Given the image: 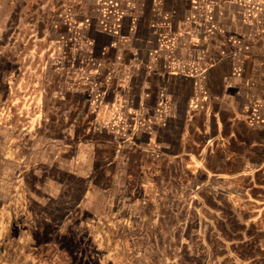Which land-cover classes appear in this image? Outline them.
<instances>
[{"label":"rangeland","instance_id":"1","mask_svg":"<svg viewBox=\"0 0 264 264\" xmlns=\"http://www.w3.org/2000/svg\"><path fill=\"white\" fill-rule=\"evenodd\" d=\"M154 1H141L144 12L136 7L141 4L133 0H116L113 9L105 0H0V264H43L45 260L41 256L48 251L44 242L56 240L61 231L76 238L83 235L82 220L75 216V210L67 214L69 220L73 219L67 223L70 226L51 225L42 212L51 203L50 193L58 191L55 189L58 182H76L83 202L89 196L93 198L89 195L93 181L94 185L105 184L101 178L103 167L94 172L95 177L89 182L87 177L65 174L63 166H72L82 159L86 162L80 164L89 165L93 159L104 164L110 158L116 159L118 152L114 148L120 152L121 146L117 148L113 143L125 139H121L115 126L120 107L113 106L112 95L124 91L120 74L131 61L135 65L132 74L143 77L145 82L156 75L153 61L157 51L151 50L156 36L154 28L162 33L161 26L175 27L178 37L205 48L208 41L215 47L219 39L198 37L199 32L192 28L199 26L207 30L222 26V22L217 25V19H213L219 15L224 16L226 27L264 26V0H177L176 4L173 0H162L164 4L159 9L153 6ZM153 9L163 12L164 18L156 13L150 19ZM148 32L154 35H149L146 41ZM164 41H161L163 46ZM194 48L200 46H191L193 52ZM169 53L164 51L165 59ZM142 60L146 66L135 72ZM122 81L129 85L128 80ZM140 81L134 82L135 87ZM116 96L118 102H123L124 96ZM46 140L53 141L52 145L48 147ZM92 142L96 143L95 152L90 146ZM49 185L53 188L50 193ZM97 198L107 206L112 202L110 198L105 200L104 194ZM117 199L120 198L116 196L114 203ZM128 201L134 203L135 199ZM111 212H106L105 219L122 220L124 215ZM145 214L148 225L130 227V234H144L141 237L144 246L133 251H145L147 264H178V260L202 264L199 255L204 254L208 243L200 235L192 236L194 221L187 222L189 225L184 229L176 225L180 223L176 218L180 217H173L170 210H165L164 221L171 226L162 228V233L153 223V212ZM105 219L99 220L102 224L99 233L110 230V221L104 223ZM40 220L45 226L41 224L38 230L34 229L33 221ZM78 222L80 226H74ZM232 229V233L222 234L226 241H232L230 249L239 253L246 264H264V250H260L261 243L252 235V229L244 226ZM88 234H94L93 228ZM207 239L210 251L217 250V237ZM154 244H161V251H152ZM66 247L62 250L70 251ZM188 250L194 257L187 256ZM178 251L183 253L179 259ZM130 264L136 261L131 260Z\"/></svg>","mask_w":264,"mask_h":264},{"label":"crops","instance_id":"2","mask_svg":"<svg viewBox=\"0 0 264 264\" xmlns=\"http://www.w3.org/2000/svg\"><path fill=\"white\" fill-rule=\"evenodd\" d=\"M107 1L113 9L116 0ZM133 1L141 4L136 7L144 11L142 0ZM163 1L155 0L153 6L162 8ZM176 1L173 0L175 4ZM153 11L150 19L156 13L164 18L163 12ZM223 17L213 18L222 26L192 28L199 32L198 37L218 38L215 47L209 41L205 48L184 41L175 27L161 26L162 33L154 28L156 36L151 50L157 51L153 61L157 70L146 82L132 74L133 61L125 64L119 81L124 91L112 95L113 106L120 107L114 125L125 141L113 143L121 150L114 148L118 152L116 159L110 158L105 164L97 163V159L91 160V165L80 164L86 162L82 159L72 166H63L65 174L87 177L89 182L95 177L94 172L103 167L101 178L105 184L91 183L89 195L93 198L81 201V189L76 182H58L56 192L50 185L47 187L52 198L42 213L49 223L70 226L73 219L69 220L67 214L75 210L85 230L78 239L61 231L56 240L46 242L51 248L41 258L47 264H92L103 258L123 264V257L135 260L136 264H147L145 251L144 255L141 250L133 251L144 246V234L132 236L130 227L145 228V212H153L155 227L166 229V225H171L162 220L165 210L183 211L184 219L176 225L185 229L187 222L194 221L192 236L200 235L202 239H214L218 232L230 234L234 226L250 227L261 243L260 250H264V26L226 27ZM146 35L148 41L149 35L154 34ZM191 46L200 49L194 48L193 52ZM164 51L170 52L168 59L163 56ZM138 64L134 71L139 73L146 62ZM122 80H128L129 85ZM139 80L135 87L134 82L138 84ZM116 95L124 96L123 102H118ZM52 142L44 141L48 147ZM90 146L95 152L96 143ZM81 148L82 143L80 151ZM100 194L105 195V200H112L110 205L99 202ZM116 196L120 199L114 203ZM130 198L135 199L134 203L128 201ZM108 211L124 216L122 220L111 217L110 221L105 219ZM189 214L196 220H188ZM100 218L105 219L104 223L110 221L106 233H99ZM74 226H80L79 222ZM90 228L94 234H88ZM66 245L68 252L62 250ZM186 254L194 257L189 250ZM176 257H183V253L176 252Z\"/></svg>","mask_w":264,"mask_h":264},{"label":"water","instance_id":"3","mask_svg":"<svg viewBox=\"0 0 264 264\" xmlns=\"http://www.w3.org/2000/svg\"><path fill=\"white\" fill-rule=\"evenodd\" d=\"M180 212H183V211H177V212H172L173 214H175V216H177V217H180V218H182V219H184V216H185V213L183 214V216H181L180 215ZM152 216V215H151ZM162 216L164 217V214H162ZM191 217H192V215L190 216V215H188V220H191ZM180 218H176L177 220H180V223H181V221H182V219H180ZM34 220H37V219H34ZM162 220H164V218L162 219ZM167 222V221H166ZM183 222H184V220H183ZM38 223V224H37ZM168 223V222H167ZM44 225L45 226V224H44V221H39V222H36V221H33V226L35 227L34 229H36V230H38L40 227H38V226H40V225ZM161 230V229H160ZM192 232H194L195 231V229H192L191 230ZM160 232H162L163 233V230H161ZM217 233V232H216ZM218 237H217V242H215L216 243V245L218 246V249L216 250V249H212L211 251H210V246L211 245H209V239H206L205 238V241L208 243L207 245H206V248H205V252H204V254H202V255H199V257L200 258H203V262H202V264H246L244 261H242L241 259L243 258L242 256H240V254L239 253H236L235 252V250L233 249V251L230 249L231 247H232V245H230V243L232 242V241H230V243H229V241H226V240H228L227 238H225V237H222V233L220 232H218ZM31 236H32V238H34V236L35 235H33L32 233H31ZM237 235H235L234 237L235 238H238V237H236ZM240 236V238H242V235H239ZM234 238V239H235ZM240 238H238V239H240ZM198 241V240H197ZM49 242V241H48ZM213 242H214V240H213ZM48 243H46V242H44L43 243V245H45L46 246V248H47V250L48 249H50L51 247H49L50 245L48 244ZM40 246V245H39ZM42 246V245H41ZM192 246V245H191ZM61 247V246H60ZM68 247H66V249H67ZM151 249H153L152 251H158V250H160L161 251V249H162V245L161 244H158V245H156V244H154L152 247H151ZM60 253H63V251H59ZM64 258L65 259H67V257H65L64 256ZM241 258V259H240ZM123 259H124V261H123V264H130V262H131V260H129L128 258H126V257H123ZM179 259V258H178ZM180 260H178V264H190V263H192V264H194V261H188V260H183V261H181V262H179ZM43 264H47L46 263V260L44 261V263ZM92 264H113L112 263V261H111V263H110V261H108L106 258H103V259H98V260H96L95 262H92ZM115 264V263H114ZM167 264H169V262H167ZM170 264H177V262L175 263V262H171Z\"/></svg>","mask_w":264,"mask_h":264},{"label":"built area","instance_id":"4","mask_svg":"<svg viewBox=\"0 0 264 264\" xmlns=\"http://www.w3.org/2000/svg\"><path fill=\"white\" fill-rule=\"evenodd\" d=\"M105 1H107V0H105Z\"/></svg>","mask_w":264,"mask_h":264}]
</instances>
